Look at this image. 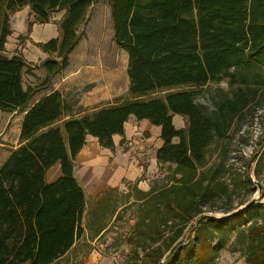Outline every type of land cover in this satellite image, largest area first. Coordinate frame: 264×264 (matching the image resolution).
Returning <instances> with one entry per match:
<instances>
[{
    "label": "trees",
    "instance_id": "obj_1",
    "mask_svg": "<svg viewBox=\"0 0 264 264\" xmlns=\"http://www.w3.org/2000/svg\"><path fill=\"white\" fill-rule=\"evenodd\" d=\"M101 1L0 0V112L24 113L18 145L0 166V264H54L87 229L96 237L110 218L120 219L111 189L84 228V193L73 168L87 136L113 151L112 136H124L130 117L160 128L155 159L167 176L146 192L134 188L135 202L126 194V207L137 214L125 264H215L224 249L246 264H264V204L246 199L257 183L264 196V133L241 174L234 175L226 151L243 120L264 117V0H106L115 44L127 54L126 97L80 116L56 91L30 106L68 66L80 26ZM25 5L40 24L66 10L59 37L36 44L49 55L39 63L45 77L26 87L31 65L5 50L10 16ZM223 81L228 89H217L208 106L198 101L203 87ZM174 115L184 127L175 128ZM57 163L61 176L49 183L46 173Z\"/></svg>",
    "mask_w": 264,
    "mask_h": 264
},
{
    "label": "crops",
    "instance_id": "obj_2",
    "mask_svg": "<svg viewBox=\"0 0 264 264\" xmlns=\"http://www.w3.org/2000/svg\"><path fill=\"white\" fill-rule=\"evenodd\" d=\"M103 2L106 0L91 7L92 14L93 9ZM97 8H95L94 18H96ZM65 13V9L57 10L50 14L46 23L40 24L34 22L29 5H25L10 16L12 34L5 44L8 55H12V49L16 46L18 38L26 35L28 22L32 24L30 33L24 41L26 48L24 58L31 65L30 72L25 73L23 78L24 87L33 86L45 77V71L39 67V63L49 55L35 44H43L59 37V24L64 19ZM80 44L79 42L69 54L68 66L56 74L50 84L33 97L30 106L55 91L59 92L68 102L74 103L76 116L91 113L103 107L117 106L122 102L127 95L129 81L128 77L121 80L119 77L123 71L127 75V54H124V51L118 47L116 52L107 53L102 50L88 53V49L81 47ZM118 53L124 58V69L121 64L119 67L118 61L113 58V54L119 55ZM5 114L8 115L7 121L12 118V132L14 133L12 149H14L18 145L24 113L0 112V117H4ZM145 121H137L134 117H130L124 125V136H112L113 151L102 148L96 138L86 137V143L76 156L73 168L74 177L84 193L85 205L87 202L98 200L111 189L121 191L123 185L138 178H142L139 181L141 191L146 192L150 189V181L158 175L155 153L162 146V141L160 128ZM147 155L148 158H145ZM60 176V165L57 163L47 171L46 180L51 183ZM101 235L103 233L90 239L96 241ZM67 254L54 264L76 263V256H67ZM116 261L115 257L105 256L101 251L94 249L92 253L83 257L79 264H117ZM216 264L246 263L239 253L224 249L220 252Z\"/></svg>",
    "mask_w": 264,
    "mask_h": 264
},
{
    "label": "rangeland",
    "instance_id": "obj_3",
    "mask_svg": "<svg viewBox=\"0 0 264 264\" xmlns=\"http://www.w3.org/2000/svg\"><path fill=\"white\" fill-rule=\"evenodd\" d=\"M97 6H99L97 8ZM95 8H97V14L96 18H94L96 9L90 10L88 15V21L80 26L79 28V34H80V40L81 47H86L88 49V53H93L94 51H102L105 52H116L117 46L115 44L114 38H113V29H112V21L110 17V9L106 2H103L99 5H97ZM108 9V10H107ZM29 24V22H28ZM30 32H26L25 36H20L19 38H23V41L20 42L19 38L16 43V46L12 49V54L15 52H19L23 55L25 53V40L27 39V36ZM78 42V43H79ZM36 46V44H35ZM39 48V47H38ZM86 49V50H87ZM125 54V52H123ZM119 55L113 54V58L118 61V66L120 67V64L122 65L124 69V58L121 57L120 53ZM127 77L126 73L123 71V74L119 77V80L125 79ZM40 83V82H39ZM217 89L227 90L228 86L223 81L220 83H209L207 86L203 87L201 89V93L199 96L198 101L202 104L209 105L210 102H212V99L214 97V94ZM8 115L5 114L4 117H0V165L5 160L7 155L12 150V146H14L13 139H14V133L12 132V118L7 121ZM146 122V121H145ZM148 123V122H147ZM149 124V123H148ZM173 124L175 128H181L185 125V120L178 115H174L173 117ZM241 126L236 130V132L232 133L231 138L226 142V151H227V164L231 166L232 171L234 175L241 174L243 172V165L244 161L250 158L251 153L258 148L257 140L258 138L263 136L264 133V117L263 119H257L253 122L243 120L240 124ZM18 144V143H17ZM130 148V146H128ZM264 148V142L263 145L259 148V151H262ZM218 150L215 151L214 149H211V152L214 154H217ZM145 158H148V155L145 156ZM146 162V160L144 159ZM214 159L212 158L211 162H213ZM158 175L155 179L150 181V186L154 185L157 181L159 184L163 180L165 176H167L166 170H160L159 165L157 167ZM252 177V175H251ZM142 178H138L137 180H134L130 182L129 184L123 185L121 191H115L112 192L111 195L115 199L116 204L118 206L117 213L121 212L122 214L120 219L117 218H110L108 222L107 231L103 233L96 241L90 239L91 235L88 232V229L85 232V235L83 238H81L80 241L76 243V245L71 249V251L67 254V256H76V263L79 264L83 257H86L89 253H92V251L98 250L105 254V256L115 257L117 260V264H125L126 262V256L128 254V245L125 242V238L129 234V232L132 229V226L135 222V216H136V206L133 207H126V194L130 193V202H135L134 200V188H138L140 190L141 187H139V181ZM252 180L253 177H252ZM133 183V184H131ZM242 193L239 192V198L237 195L234 196L233 199V205L235 206L237 202L242 199ZM258 198L256 201L261 202L264 204V196L260 195V192L258 191L256 187V192L248 196L246 199H250L249 202L254 199ZM97 200V199H95ZM95 200L85 205V211L83 214L82 219V225L84 228L87 226V223L90 220L89 212L91 209L95 208ZM138 202L136 203V205ZM223 202H217L216 208H219L222 205ZM126 205V206H125ZM243 207V206H241ZM240 207V208H241ZM209 215L214 216H220V213H209ZM192 225L188 226V228L191 229ZM188 235V231H187ZM222 252V251H221ZM241 256V255H240ZM219 258V257H218ZM216 264V263H215Z\"/></svg>",
    "mask_w": 264,
    "mask_h": 264
},
{
    "label": "water",
    "instance_id": "obj_4",
    "mask_svg": "<svg viewBox=\"0 0 264 264\" xmlns=\"http://www.w3.org/2000/svg\"><path fill=\"white\" fill-rule=\"evenodd\" d=\"M256 187H257L258 191L260 192V190H261V185H260L259 183H257V184H256ZM257 199H258V198H254V199H252L250 202H248L247 205L254 204L255 202H257V201H256ZM244 207H245V206L239 208L238 210H240V209H242V208H244ZM238 210H236V211H238Z\"/></svg>",
    "mask_w": 264,
    "mask_h": 264
}]
</instances>
